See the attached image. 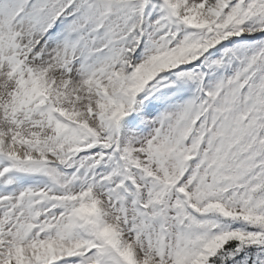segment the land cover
I'll return each mask as SVG.
<instances>
[{"label": "snow or ice", "instance_id": "snow-or-ice-1", "mask_svg": "<svg viewBox=\"0 0 264 264\" xmlns=\"http://www.w3.org/2000/svg\"><path fill=\"white\" fill-rule=\"evenodd\" d=\"M0 264H264V0H0Z\"/></svg>", "mask_w": 264, "mask_h": 264}]
</instances>
